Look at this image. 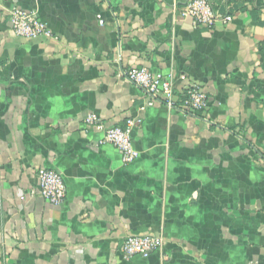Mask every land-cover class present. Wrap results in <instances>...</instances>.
Returning <instances> with one entry per match:
<instances>
[{
	"label": "crops",
	"instance_id": "crops-1",
	"mask_svg": "<svg viewBox=\"0 0 264 264\" xmlns=\"http://www.w3.org/2000/svg\"><path fill=\"white\" fill-rule=\"evenodd\" d=\"M187 1L0 0V264H264V0H211L233 16L213 28L180 17ZM13 6L52 37L15 35ZM140 67L174 77V107L139 110L124 73ZM189 82L205 117L180 107ZM90 115L141 118L139 158L99 144ZM42 167L63 175L61 205L37 193ZM148 234L162 249L121 253Z\"/></svg>",
	"mask_w": 264,
	"mask_h": 264
},
{
	"label": "built area",
	"instance_id": "built-area-1",
	"mask_svg": "<svg viewBox=\"0 0 264 264\" xmlns=\"http://www.w3.org/2000/svg\"><path fill=\"white\" fill-rule=\"evenodd\" d=\"M180 17L191 19L197 27L213 28L217 23H230L233 16L217 11L211 0H188L180 8ZM9 21L15 35L23 38L52 37L47 24L39 19L36 12L13 6L9 10ZM103 22V21H101ZM125 78L142 88L149 96L147 102L140 106L144 111L157 102H164L169 107L175 106V80L172 75L153 72L146 67L131 68L125 71ZM182 79H187L182 75ZM181 109L192 114L205 117L210 108V99L205 89L195 83H188L182 91ZM85 122L103 132L99 144H111L121 153L125 165L135 162L139 158V151L134 145V131L142 123L139 117H129L124 125L107 126L95 115L87 117ZM37 193L53 205H61L67 196V187L63 175L54 169L38 168ZM164 237L159 234L129 235L122 243L121 253L127 257H149L162 249Z\"/></svg>",
	"mask_w": 264,
	"mask_h": 264
},
{
	"label": "trees",
	"instance_id": "trees-1",
	"mask_svg": "<svg viewBox=\"0 0 264 264\" xmlns=\"http://www.w3.org/2000/svg\"><path fill=\"white\" fill-rule=\"evenodd\" d=\"M246 3H256L257 6L261 4L262 0H244Z\"/></svg>",
	"mask_w": 264,
	"mask_h": 264
}]
</instances>
